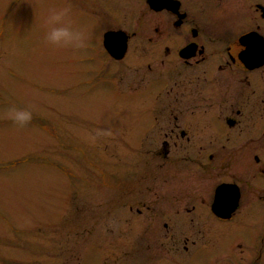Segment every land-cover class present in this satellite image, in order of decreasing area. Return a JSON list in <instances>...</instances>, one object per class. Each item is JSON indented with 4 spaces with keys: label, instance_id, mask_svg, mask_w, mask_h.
Returning <instances> with one entry per match:
<instances>
[{
    "label": "flooded vegetation",
    "instance_id": "flooded-vegetation-1",
    "mask_svg": "<svg viewBox=\"0 0 264 264\" xmlns=\"http://www.w3.org/2000/svg\"><path fill=\"white\" fill-rule=\"evenodd\" d=\"M134 8L111 59L128 70L131 146L147 147L117 194L139 218L118 237L135 245L86 264H264V0Z\"/></svg>",
    "mask_w": 264,
    "mask_h": 264
},
{
    "label": "rangeland",
    "instance_id": "rangeland-1",
    "mask_svg": "<svg viewBox=\"0 0 264 264\" xmlns=\"http://www.w3.org/2000/svg\"><path fill=\"white\" fill-rule=\"evenodd\" d=\"M137 2L0 0V264H86L117 254L120 242L130 258L135 244L117 230L130 235L139 218L117 194L130 192L123 178L134 165L139 171L147 147L131 146L138 126L128 70L101 42L107 30L136 28ZM67 4L74 26L89 36L76 53L44 43L49 10ZM12 105L31 107L29 127L5 118ZM109 127L112 138L84 142L86 133Z\"/></svg>",
    "mask_w": 264,
    "mask_h": 264
},
{
    "label": "clouds",
    "instance_id": "clouds-1",
    "mask_svg": "<svg viewBox=\"0 0 264 264\" xmlns=\"http://www.w3.org/2000/svg\"><path fill=\"white\" fill-rule=\"evenodd\" d=\"M71 5L49 10L46 19L47 32L44 36L46 46L55 50H68L73 53L88 47L89 36L85 29L74 26L70 15ZM5 118L12 122L19 130L29 127L33 120L31 107L21 109L15 105L5 110ZM115 135L112 128H97L84 136V142L89 146H96L101 139L112 138Z\"/></svg>",
    "mask_w": 264,
    "mask_h": 264
},
{
    "label": "water",
    "instance_id": "water-1",
    "mask_svg": "<svg viewBox=\"0 0 264 264\" xmlns=\"http://www.w3.org/2000/svg\"><path fill=\"white\" fill-rule=\"evenodd\" d=\"M148 2L152 5V3H155V2H158L157 0H148ZM110 34H106L105 35V40L107 39V37L109 36ZM105 43V47L107 48V50L109 51V53L111 55H115V56H121L124 52V49H125V44L122 42L120 43H115V42H107V41H104ZM120 48V49H119ZM122 48V49H121Z\"/></svg>",
    "mask_w": 264,
    "mask_h": 264
}]
</instances>
